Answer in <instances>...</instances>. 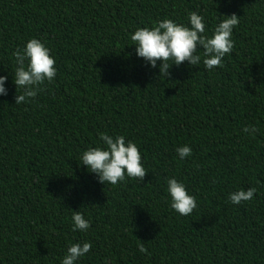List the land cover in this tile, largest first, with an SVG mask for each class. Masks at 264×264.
<instances>
[{"label": "trees", "instance_id": "1", "mask_svg": "<svg viewBox=\"0 0 264 264\" xmlns=\"http://www.w3.org/2000/svg\"><path fill=\"white\" fill-rule=\"evenodd\" d=\"M192 11L209 37L236 14L234 48L207 70L198 46V66L159 77L130 34L164 19L190 27ZM32 38L57 75L15 105L12 53ZM0 76V264H61L84 242L92 249L75 264H264V0H0ZM100 133L138 146L142 182L102 185L79 164L104 147ZM171 178L196 197L191 215L171 209ZM250 187L251 201H229ZM74 211L86 232L72 230Z\"/></svg>", "mask_w": 264, "mask_h": 264}, {"label": "clouds", "instance_id": "2", "mask_svg": "<svg viewBox=\"0 0 264 264\" xmlns=\"http://www.w3.org/2000/svg\"><path fill=\"white\" fill-rule=\"evenodd\" d=\"M214 28L212 36L204 35V17L197 12L188 13L190 27L177 24L171 19H164L154 23L150 29L138 28L130 34L132 45L135 46L137 57L142 58L152 68L160 62L159 77L170 78L169 69L188 62L192 66L201 63L198 46L202 48L203 64L207 70L223 67V58L234 48L233 30L239 24L236 14L223 16ZM14 63L13 82L16 86L15 105L31 103L45 90L46 82L51 83L57 75L56 60L50 54V49L40 40L32 38L27 41L23 49H16L12 53ZM7 76H0V95H7L5 82ZM243 131L255 137L259 129L252 125L244 127ZM99 139L104 147H90L80 157L79 164L86 167L89 173L97 176L102 185H118L126 178L143 181L147 171L142 163V156L138 146L125 140L123 135L113 137L107 133H100ZM181 159L192 155V149L181 146L176 149ZM257 192L255 187L238 190L229 195L232 204L239 205L249 202ZM167 193L170 196V207L180 216H189L197 208L196 197L190 195L184 183L175 178L168 179ZM73 231L86 232L90 222L79 211H74L71 217ZM92 249L90 242L71 244L61 260V264H75ZM141 253H148L143 243L138 245Z\"/></svg>", "mask_w": 264, "mask_h": 264}]
</instances>
